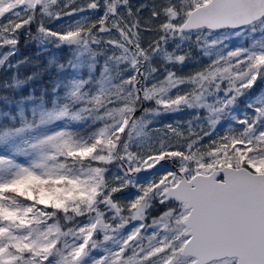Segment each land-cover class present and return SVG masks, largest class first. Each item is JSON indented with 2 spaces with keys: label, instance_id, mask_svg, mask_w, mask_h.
Listing matches in <instances>:
<instances>
[{
  "label": "snow or ice",
  "instance_id": "6c2138e0",
  "mask_svg": "<svg viewBox=\"0 0 264 264\" xmlns=\"http://www.w3.org/2000/svg\"><path fill=\"white\" fill-rule=\"evenodd\" d=\"M76 3L0 0V20L12 17L0 24V36L8 37L0 39V46L15 45L12 37L37 14L59 19L58 9ZM121 5L127 0H104V16L91 28L80 22L64 32L48 31L42 23L38 28L44 36L93 56L100 54L93 45L119 49V56L108 59L128 63L130 75L119 86L118 96L96 94L88 102L94 106L71 115L73 121H81L88 118L81 113L94 114L92 123L99 127L86 138L60 131L42 142L49 145L51 167L45 161L24 165L0 156V264H264V95L247 105L254 115L232 117L242 125L240 130L230 127L224 135L203 142L244 90L264 79V36L251 48L217 52L211 64L193 76L177 77L166 70L163 80L147 83L154 80L157 69L151 61L158 53L167 62L182 64L186 59L167 51L170 35L181 42L196 35L197 44L204 37V55L212 56L210 50L221 40L208 42L206 36L244 24L257 31L253 25L264 21V0H165L160 12L152 13L163 20L160 37L150 49L141 46L139 32L133 33L132 41L130 29L120 27L122 17L116 10ZM99 7V0H88L63 15ZM127 13L131 16L130 10ZM109 17H115L110 27ZM260 24L258 31L264 33V23ZM134 27H139L138 21ZM110 28L122 39L100 35ZM141 62L149 65L148 73H140ZM184 84L190 86L188 91L170 95ZM78 93L79 86L72 96ZM146 102L156 107L144 108L135 117ZM183 108L195 109L197 120L203 110L208 130L201 127L196 132L191 121L187 135L171 125L167 133L149 129L155 117ZM65 116V111L50 114L52 120ZM114 162L121 174L109 178L108 166ZM143 172L151 175L138 180ZM127 188L137 195L126 204L117 201L115 194ZM154 206L164 210L149 222ZM61 215L66 223L81 217L85 222L65 230ZM129 224L131 230L123 233ZM98 234L102 239H96ZM109 243L111 247H103ZM96 251L103 255H93Z\"/></svg>",
  "mask_w": 264,
  "mask_h": 264
},
{
  "label": "rangeland",
  "instance_id": "374dc122",
  "mask_svg": "<svg viewBox=\"0 0 264 264\" xmlns=\"http://www.w3.org/2000/svg\"><path fill=\"white\" fill-rule=\"evenodd\" d=\"M64 0H60L61 5ZM88 0H77L76 4H73L70 8L58 9L61 11V18H49V17H40L37 14L36 19L30 24L34 25L38 22V28L42 23L43 27L51 32H64L67 30H71L76 26V22H80L83 26L91 28V26L99 21L105 13L104 8V0H99L100 7L98 9H85L84 11H77L73 15H63L65 12H70L72 9H79L81 5H87ZM165 3V0H127V5H121L117 8V14L122 17L120 20V27L126 28L128 31V39L135 41L134 32H139L140 44L145 49H150L152 43L156 41L160 37V29L159 25L163 20V16L153 18L152 13L160 12L161 6ZM175 3V0H173ZM142 5H147L142 7ZM128 10L133 13H136L139 17H142V20L134 19L133 24L135 22H139V27H134L131 23L130 16L128 15ZM183 15V13H181ZM110 18V25L112 23V19ZM12 19L10 16H6L4 20H0V24L6 23V20ZM260 23H264L261 21ZM256 23L253 25L257 29V31L253 32L252 27L247 26L239 29H227L223 31L212 32L211 35H207L206 39L208 42H211L216 39H220L221 43L217 45L216 48L211 49L212 56L204 55V47L203 40L204 37L201 38V42L197 44L196 35L192 36L191 40L188 41H179L178 38L173 36L168 37L167 51L169 53H173L174 55H184L186 59L181 63L167 62L163 59L162 53H158L156 57H154L151 61L152 66H154L157 71L153 76V79H150L147 83L149 86L156 82L163 80L166 75V70H170L176 74L177 77H190L195 75L198 72L205 70L208 65L211 64V61L215 59L216 53L221 52L222 54H227L231 50L236 48L248 49L251 48L252 45L258 41L261 36H264V33L258 31L261 24ZM97 27L99 25L97 24ZM92 31L95 32L96 29L92 28ZM207 31V30H205ZM39 32V31H38ZM101 36L107 38L109 36L116 38L117 40L122 39L117 30L115 28L110 29V32L106 34H100ZM40 38V43L48 44L50 41H54L57 43V46H65L71 48L73 51V59L70 63L71 65V81L68 83L66 88V92L64 94L63 100L54 99V105L52 107L46 106L43 101L35 100L34 98H30L29 100L20 103V117L23 120L24 125L19 129L6 133L0 137V156L10 158L14 161H17L21 164L27 165L30 162H41L45 161L48 163L49 167L53 165V161L47 160V157L50 152V148L48 143H42L44 141H48L50 137L54 136L57 132L66 131L70 132V129L78 125L79 121H73L71 119V115L74 112H78L83 106L80 103L84 99L90 98V94H108L112 93L113 95H119V86L124 82L125 78L130 75L129 64L124 63L118 59L109 60L110 56H119L120 50L112 47L111 45H106L104 43L99 44L98 46L93 45L92 48L96 50L99 55L93 56L91 51L85 52L80 47L70 44L68 42H61L53 39L51 37H46L42 33L38 36ZM8 37L0 36V39H7ZM15 39V35L12 37ZM179 44L180 47L177 48L176 45ZM134 46V44H132ZM8 46L9 50L7 52L2 53V48ZM14 45H4L0 47V54L2 53V57L0 58V66L2 65V60L8 56L10 50ZM130 47V44L128 45ZM163 47V44H161ZM98 56L101 57L102 66L100 70V74L96 79L95 87H92L91 90L87 89V83L91 80L95 70L97 69L98 64ZM131 59V58H129ZM142 74L148 73L150 71L149 65L147 63L140 64ZM107 68V71H105ZM84 73H86V77H84ZM262 82L261 88L254 94H250V89L244 90L243 95L239 96L235 102V105L232 106L229 111L224 115L220 124L217 125L216 129L213 131L211 137H205L204 143H207L209 139L215 138L217 136L224 135L228 129L231 127L234 130H240L242 125L237 124L233 121L232 117L235 116L237 119H243L245 115H254L252 109L248 108L247 105L251 102H254L255 99L261 95H264V79H258L255 84L259 86ZM141 83H143V77L141 79ZM254 84V85H255ZM77 86H79L78 96L73 97L72 93L77 90ZM254 87V86H253ZM94 88V89H93ZM190 88L189 85H179L177 88H173L170 95L175 96L177 92L184 93L188 91ZM220 96H223V93H220ZM211 99V98H209ZM72 103H76L78 107L76 110L71 108ZM149 103V106L147 105ZM156 105L152 102H146L140 108V112L135 115V117H139L144 108H155ZM61 111H65L68 113V116L62 117L59 120H52L50 118V114H57ZM83 113H81L82 115ZM195 109H187L183 108L180 111L165 113L159 115L153 119V123L149 125V129H161V133H167V125H171L174 128H178L180 131L184 132L187 135L189 121L192 122V128L195 129L196 132L201 131V127L204 130H208L207 122L203 119L205 113L203 110L200 111V119H194L196 116ZM151 119V117H149ZM34 120L33 123H31ZM260 130H264V124L261 125ZM92 132V131H91ZM91 132H89L85 137L86 138ZM153 135H157V133H153ZM77 138V137H76ZM80 139V138H77ZM132 151H137L135 145L132 147ZM61 162H63L62 158ZM71 163V162H70ZM75 167H79V165H75ZM109 167V172L106 174L109 178L113 175H120L118 162H114ZM151 175V173H146L143 175H139L138 180L146 179ZM137 195L134 188H127L122 192L115 194V199L121 203L126 204L130 199L134 198ZM10 199H12L10 197ZM20 202V201H18ZM21 203H28L27 201H22ZM103 207V206H101ZM164 209L159 206H154L149 210V222L151 216L158 215ZM111 215V214H109ZM61 224L65 230L69 227L76 226L78 223H84L85 218H77V220L71 222H64L62 215L60 217ZM51 222V221H50ZM135 223V222H134ZM132 224H129L127 227L123 229V233H127L131 230ZM96 239H102L101 235H97ZM103 247H111V244L103 245ZM95 256L103 255V252L96 251L93 253Z\"/></svg>",
  "mask_w": 264,
  "mask_h": 264
},
{
  "label": "trees",
  "instance_id": "16d2710c",
  "mask_svg": "<svg viewBox=\"0 0 264 264\" xmlns=\"http://www.w3.org/2000/svg\"><path fill=\"white\" fill-rule=\"evenodd\" d=\"M132 20H142L136 13L131 12ZM38 22L21 28L15 34L17 43L10 50L7 57L2 60L0 66V137L6 133L13 132L24 125L20 116V103L34 98L43 101L46 106L52 107L54 99L63 100L68 83L71 81V65L73 51L65 46H57L50 41L48 44L40 43L38 37L41 33L37 31ZM2 47V46H0ZM9 50L8 46L2 48V53ZM0 54V58L2 57ZM3 58V57H2ZM97 69L86 88L95 87V82L100 74L102 61L98 56ZM84 73V77H86ZM261 82V81H260ZM262 86V82L250 89L254 95ZM94 89V88H93ZM84 99L81 106L92 107L89 104L91 97ZM149 106V103L147 104ZM76 103L71 108L76 110ZM92 113H83L87 119L79 121L78 125L70 129L75 138L85 137L99 124L92 123ZM21 117V118H20ZM34 120L31 122L33 123ZM63 160V158H62ZM61 223V220H60Z\"/></svg>",
  "mask_w": 264,
  "mask_h": 264
},
{
  "label": "water",
  "instance_id": "95a60500",
  "mask_svg": "<svg viewBox=\"0 0 264 264\" xmlns=\"http://www.w3.org/2000/svg\"><path fill=\"white\" fill-rule=\"evenodd\" d=\"M250 24H244L243 26H238V27H235V28H231V27H229V28H223V29H220V30H217V31H221V30H226V29H239V28H243V27H246V26H249ZM106 26H109L110 27V22H109V20L106 22ZM111 29V28H110ZM110 32V31H109ZM108 33V32H107ZM101 34H106V33H101ZM132 47H134L132 44H130V48H132ZM140 64H145L144 62H141ZM139 71H140V73H142V70H141V65L139 66ZM141 79H142V76H141ZM140 110H141V108H139L136 112H135V115L137 114V113H139L140 112ZM147 172H143V173H140L139 175H143V174H146Z\"/></svg>",
  "mask_w": 264,
  "mask_h": 264
}]
</instances>
